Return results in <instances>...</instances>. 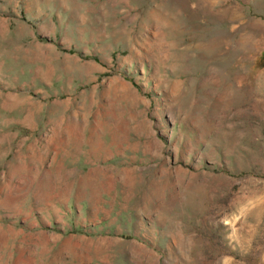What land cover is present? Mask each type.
<instances>
[{
	"label": "rangeland",
	"instance_id": "rangeland-1",
	"mask_svg": "<svg viewBox=\"0 0 264 264\" xmlns=\"http://www.w3.org/2000/svg\"><path fill=\"white\" fill-rule=\"evenodd\" d=\"M0 264H264V0H0Z\"/></svg>",
	"mask_w": 264,
	"mask_h": 264
}]
</instances>
